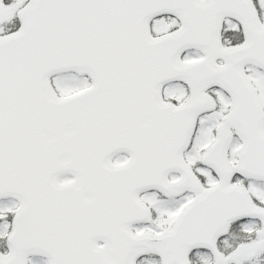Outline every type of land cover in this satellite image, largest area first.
Instances as JSON below:
<instances>
[{
    "label": "snow or ice",
    "instance_id": "1",
    "mask_svg": "<svg viewBox=\"0 0 264 264\" xmlns=\"http://www.w3.org/2000/svg\"><path fill=\"white\" fill-rule=\"evenodd\" d=\"M0 264H264V0H0Z\"/></svg>",
    "mask_w": 264,
    "mask_h": 264
}]
</instances>
